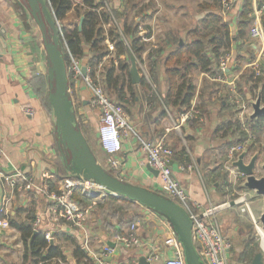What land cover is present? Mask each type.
I'll use <instances>...</instances> for the list:
<instances>
[{
	"label": "crops",
	"instance_id": "1",
	"mask_svg": "<svg viewBox=\"0 0 264 264\" xmlns=\"http://www.w3.org/2000/svg\"><path fill=\"white\" fill-rule=\"evenodd\" d=\"M175 1L181 4H175ZM182 2L183 0H141L132 11L131 18L139 13L141 29L147 28L151 34V38L146 40L148 51L137 60L141 81L148 78L151 84V72L156 71L158 84H151L153 90L147 91L145 99L140 98L143 88L140 84L135 85L139 95L132 106H137V115L130 114L131 123L139 136L152 143L164 139L173 150L171 166L174 178L185 189L195 212L211 204H230L228 210L219 214L218 221L224 236L234 245L232 264H239V255H242L240 251L243 250L238 241H243L242 234L247 232V223H252L254 227L255 224L249 215L240 212L241 207L235 205V201L240 193H247L252 214L257 223H260V217L264 213V197L259 198L254 192L249 193L243 181L241 186L240 183L234 184V178L225 170L231 163L229 144L235 134L228 129V122L234 111L221 97L222 89H217V93L213 94L210 90L207 91V94L212 95V99L206 103L209 107L208 113L204 114L198 108L197 97L205 87L204 81L208 80V85L221 82H215L206 74H193L198 93L191 108H197L202 114L196 120L182 122L171 108H166L160 101H152V95L157 94V90L165 94L166 82L163 67L153 70L148 54L153 52V60L157 59L162 65L173 49L171 39L179 38L182 44L188 40L189 33L207 15L201 10V6L212 3L210 0ZM242 2L243 0H236L234 13L230 15L229 21H232L229 24L233 35L236 34L235 14L240 11ZM255 2L258 3V0H254ZM126 4L127 0H116L112 10L123 14ZM148 4L154 6L155 10H151ZM39 12L43 19L41 21L52 30L42 8H39ZM40 29L42 27L27 1L0 0V32L5 36L0 39V147L3 151L0 157V206L2 203L6 204L11 225L7 230L0 229V264H35L32 259L25 262L27 247L21 232L13 223L32 226L34 233L29 241L30 245L38 234H50L52 241L47 243L50 246H60L65 258L64 264H95L93 256L100 254L105 245L113 250L108 258L111 264H139L142 257L148 262V258L157 254L160 261L150 264H163L174 256L173 244L176 240L179 242L165 215L136 202L131 204L129 210L120 211L118 206L111 210L106 206L110 196L102 197L99 193H92L89 188L82 187L73 190V194L76 191V196L80 195L85 200L83 204L77 202L84 217L82 226L75 227L54 219L51 213L52 203L38 189H23L22 185L26 181H32L36 186L47 184L57 193L65 180L95 182L88 174L79 172L58 133L52 104L49 112L43 106L42 96L39 95V90L43 88L46 89L44 96L48 95L50 99L51 95L50 62L45 36H38ZM248 34L245 39L233 45L231 54L234 62L227 72V84L238 82L242 71L250 64L247 61L250 54L243 49L250 44ZM255 41L257 44H250V51L258 54L262 50V43L260 40ZM107 45L109 48L112 45L115 49L112 43L107 42ZM81 64L84 66L82 62ZM72 80L73 86L70 79L68 82V94L75 105L76 129L87 141L98 165L125 184L164 196L158 177L149 171L147 156L142 151L139 140L134 137L124 140L122 151L114 157L102 150L99 142L100 112L91 106V91L84 81ZM222 130L228 131L226 135H219ZM183 149L190 157V163L180 160L178 154ZM246 151L250 160L253 155L250 154V149ZM111 159L117 166L112 165ZM191 166L194 168L190 169ZM224 171L227 179L223 175ZM1 175L9 177L11 184L16 185L13 187L3 182ZM236 186L238 190L235 189ZM121 200L130 201L125 198ZM133 214L138 217L133 224L138 226V236L143 247L126 249L115 242V237L129 229Z\"/></svg>",
	"mask_w": 264,
	"mask_h": 264
},
{
	"label": "trees",
	"instance_id": "2",
	"mask_svg": "<svg viewBox=\"0 0 264 264\" xmlns=\"http://www.w3.org/2000/svg\"><path fill=\"white\" fill-rule=\"evenodd\" d=\"M45 1L55 22L60 45L63 47V59L66 69L68 70L70 68V56H73L82 62L84 66L89 67L91 69V76L93 78H100L106 94L113 100L116 97L117 100L115 101L124 110H127V106L130 103L133 105L139 95L138 87L133 85L130 72V58L133 56L136 60L140 59L141 55L148 51L146 40L151 38V34L147 28H144L142 31L140 30L141 21H139V13L131 18L132 11L137 7L135 0H127L126 10L123 14H119L115 10L109 12L102 4H98L97 0ZM210 1H212L211 4L205 3L201 6V10L207 15L189 33L190 36L188 40L186 39L187 41L185 40L182 44V40L179 38L171 39L170 42L173 49L167 54L162 65L157 59L153 60V52L148 54V59L153 70L163 67L166 82L165 94L157 90V94L154 93L152 95V101L162 102L166 108H171L176 115H179L178 117L191 108L192 101L197 96L198 92L192 78L193 74L195 72L206 74L215 80V82H219L217 80L221 76L219 71L220 57L227 52L231 53L233 45L246 38L254 23V17L252 16L254 12V0H243L240 11L235 12V35H233L229 24L232 21H229V19L233 10L224 15L221 0ZM263 3L264 0H258L259 5ZM81 18H84V21L80 30L78 23ZM113 19H115L116 25L112 24ZM56 20L61 23L71 22L70 24H65L62 29H58ZM74 21H76V24L73 23ZM262 21L264 27V19ZM107 42L114 45V52L110 50ZM238 59L240 60L241 58L238 57ZM105 61L109 63L108 67L105 66ZM252 61H254V58L251 59L250 64H253ZM155 73L156 71L151 72L153 85L158 84ZM69 79L71 86H73L72 74L69 75ZM242 80H244V77ZM204 83L205 87L197 99L199 101L198 108L205 114L208 113L209 109L206 103L212 99V95L207 94V91L210 90L212 94L214 92L217 93V89L221 90V85L219 83L208 85V80H205ZM40 86L42 87V84ZM140 86L143 89H147L144 78ZM246 86L244 83L237 82V93L243 98H245L243 91ZM39 92V95L42 96L43 106L51 112L52 108L49 96H44V88L39 90ZM261 95L264 99V88ZM221 97L224 98L222 99L227 106H231L230 93L226 88L222 89ZM127 113L131 114L130 111ZM244 125L257 138L264 135V117H259L255 120L249 117L243 124L233 114L228 122V129L235 135H232V142L229 144V149L248 138V133L243 131ZM185 152V149H183L178 156L181 161L190 163V157ZM225 179H227L226 176ZM75 192L72 200L76 203L83 204L85 200L80 195L76 196ZM121 199L109 197L106 206H109L111 210L113 207L118 206L120 207L119 210L122 211L123 209L129 210L131 204H134L133 201L127 202ZM132 217V220L129 221L130 226L138 219L135 214ZM13 226L21 232L27 247L25 262L29 259H32L35 264H51L53 261L55 264L65 262L60 246H50L45 240V235L38 234L34 237L32 244H29L34 233L31 225L27 226L26 224L19 225L13 223ZM45 251H47L46 255L44 254ZM258 253L260 251L252 247V244L248 242L243 249L239 264H250Z\"/></svg>",
	"mask_w": 264,
	"mask_h": 264
},
{
	"label": "built area",
	"instance_id": "3",
	"mask_svg": "<svg viewBox=\"0 0 264 264\" xmlns=\"http://www.w3.org/2000/svg\"><path fill=\"white\" fill-rule=\"evenodd\" d=\"M98 4H102L109 12L112 10V6L116 0H97ZM236 0H221L223 14L230 13ZM254 23L249 31L250 38L260 40L262 43V50L259 60H264V3L259 5L257 2L254 3ZM115 21V20H113ZM58 29H62L63 23L56 20ZM142 31V29H140ZM110 46V50L114 51L113 46ZM71 66L68 71V75L72 74L73 79L83 80L84 84L91 91V106L100 112V126H99V142L102 150L110 157L118 155L123 148V141L131 137L139 140L142 151L147 156L148 165L150 168L158 172V180L161 187L162 194L168 199L173 200L179 204L188 214L192 222V238L194 245L200 255L201 260L204 264H232L233 263V243L228 240L220 227L218 216L221 212L228 210L230 204L221 206H213L212 204L208 207L195 212L189 202L185 189L181 186L178 180L174 178L172 170V159L174 157L173 150L167 146L164 139L157 142H150L140 137L135 131L131 119L125 113V110L115 100L110 98L102 84L99 77L93 78L91 76V69L87 66H83L81 62L70 56ZM234 62V57L231 53L223 54L219 59V71L221 76L218 78L222 81L225 78L227 84V72L230 71L231 65ZM83 67H86V75H83ZM259 75V74H258ZM229 84V85H228ZM228 86H233L234 82L228 83ZM231 91V90H230ZM231 93H233L231 91ZM235 94V93H234ZM243 100L233 99V104L236 108L244 112ZM32 114V113H30ZM202 117L201 112L193 107L188 111L184 112L180 119L182 122L196 120ZM244 124V123H243ZM243 131L248 133V138L242 143L231 147L229 150V159L231 160L230 166L225 167V170L230 172V175L234 178L232 182L237 184L239 181L245 180V177L237 172L233 166L234 162L237 161V156L247 149L253 147L255 136L252 135L248 127L243 126ZM3 155V151L0 147V157ZM113 166H117V163L111 159ZM194 167L191 166L190 169ZM3 182L11 184V179L1 175ZM27 183L22 185L23 189L31 190L33 188L38 189L42 195H44L49 202L52 203L51 213L57 221H63L66 224H72L75 227H81L84 217L82 208L72 200L73 190L77 188H89L92 193H99L102 197H114L119 196L106 188L98 185L95 182L87 183L84 180H65L61 190L57 193L52 191L47 184L42 186H36L32 181H26ZM13 187L16 184H11ZM235 205L240 206V212L247 214L251 217L255 224L256 230L260 233L262 230L261 223H257L255 217L252 214L250 202L247 193H240L238 199L235 201ZM11 227L7 206L2 203L0 206V229L7 230ZM261 235V234H260ZM45 240L50 243L52 241L51 235H45ZM115 242L119 243L126 249L143 247V243L138 236V226L133 224L129 229L115 237ZM174 256L168 258L163 264H186L184 251L181 244L176 240L173 244ZM113 252L109 245H105L100 254L93 256L95 264H111L108 258ZM160 261V256L157 254L155 257L148 258L149 263ZM56 264H64L58 262ZM131 264H137L133 262Z\"/></svg>",
	"mask_w": 264,
	"mask_h": 264
},
{
	"label": "water",
	"instance_id": "4",
	"mask_svg": "<svg viewBox=\"0 0 264 264\" xmlns=\"http://www.w3.org/2000/svg\"><path fill=\"white\" fill-rule=\"evenodd\" d=\"M30 5L33 15L36 17L40 27L43 28L39 8H42L44 17L53 31L52 43L46 42V49L51 64L50 79H55V92L50 95V101L56 118L57 130L61 139L73 161L76 162L79 172L88 174L98 185L117 194L120 198L139 203L151 210L165 215L171 222L179 242L182 245L186 264H204L194 245L192 238V222L187 212L173 200L165 196L150 192L146 189L125 184L107 173L100 167L91 153L87 141L83 135L76 129L75 125V105L74 101L68 94V74L63 59V53L59 50L60 42L57 28L45 0H25ZM84 18L79 22L81 30ZM5 36L0 32V39ZM131 76L134 85L140 84L141 77L139 73L137 60L132 56ZM83 75H86V67L82 69ZM253 114L251 119L255 120L264 117V105L262 104L261 95L256 103L253 104ZM248 151L241 153L233 166L245 177L244 187L254 192L259 197H264V162L261 163V154L256 153L248 160ZM149 171L158 177V172L149 167ZM98 194V193H97ZM262 231L264 232V213L260 217ZM53 244V243H51ZM139 264H150L145 257L140 259ZM251 264H264L263 253H258L252 260Z\"/></svg>",
	"mask_w": 264,
	"mask_h": 264
},
{
	"label": "rangeland",
	"instance_id": "5",
	"mask_svg": "<svg viewBox=\"0 0 264 264\" xmlns=\"http://www.w3.org/2000/svg\"><path fill=\"white\" fill-rule=\"evenodd\" d=\"M139 1H141V0H135V3L139 2ZM183 2H184V0H183ZM175 4H181V3L178 2V1H175ZM137 5H138V3H137ZM148 7L151 10H155V7L152 6L151 4H148ZM172 12H174V11H171V13ZM113 20H115V19H113ZM70 22L71 21L64 22L63 23V26L65 24H70ZM75 22L76 21H74L73 23H75ZM42 23H43V25H42L43 28L40 29V30H38V36L39 37L45 36V41L48 44H50V43H52V40H53V31L45 26L44 21H42ZM75 24H73V25H75ZM112 24L113 25H116V22L113 21ZM78 25H79V23H78ZM248 36H249V34H248ZM250 40H251L249 42L250 44H255V45L257 44V42L255 40H252L251 38H250ZM250 44L248 45V47L243 48V49H245V52L246 53L250 54V58L249 59L247 58L248 59L247 61H251L252 58H254V61H252L253 64L251 63V64L248 65V67H245L244 68V70L242 71L243 74L241 76V79L238 81L240 83H244V84L247 85L246 88H244V91H243L244 92L243 95H245V98H243L242 96H239V94L237 93V89H238L237 82H235L233 86H228L227 84L224 83L225 82V78H223L222 81L219 80L221 82L220 83V85H221L220 88L223 89L224 86L226 85L225 87L227 88V90L230 93V97L229 98H230V103H231L232 108L234 106L233 99L235 97L237 99L243 100L242 103H243V105L245 107L244 108V112H242L240 109L236 108V106H234V108L232 110V111H234V114H235L236 118L237 119H240L242 123H245L246 120H247V118L251 117V115L253 114V108H252L253 107V104L256 103V101L258 100L259 96L262 94V91H263V88H264V60H259L260 55H261V52H260L261 50L258 51V54L250 51V49H251L250 48ZM59 50H61V52L63 53V47L61 45L59 47ZM239 62H241V61H239ZM108 65H109V63L105 61V66L108 67ZM240 66H241V63H240ZM50 68H51V64H50ZM100 69H101V66H100ZM102 70H103V68H102ZM68 71H69V69L67 70V74H68ZM69 75H68V78H69ZM243 77H244V80H242ZM145 81H146L147 89L146 88H144V90L142 89L143 93L141 94V97H140L141 99H143V98L145 99L147 93L149 91L151 92L153 90V88L151 87L152 82L150 84V82L148 81V78L145 79ZM55 89H56L55 88V79H52L51 80V88H50L49 92L51 94H53L55 92ZM230 90L233 93H231ZM115 100H117L116 97H115ZM261 100H262V104L264 105V99H263L262 95H261ZM131 105L132 104L130 103V105L127 106V110H125V113L129 116V118H130V114L127 113L128 111L131 112V115L132 116L133 115L134 116L137 115V109H136L137 106L136 107H133ZM227 132L228 131H226V130H222L220 132L221 134H219V135L220 136L226 135ZM249 149L251 150L250 154L253 155V156L256 153L261 154V161L263 162L264 161V135L261 136V137H259V138H257L255 136L254 145H253V147H251ZM71 159H72V156H71ZM225 173H226V171L223 172V175ZM230 180L231 179L228 176V181H230ZM243 182H244V180H243ZM238 183H240L239 185L241 186V181H239ZM235 189L238 190L237 189V186L235 187ZM234 193H236V192L234 191ZM249 193H253V192L249 191ZM247 224H248V225H246L247 226L246 227V231L247 232H246V234L245 233L242 234L243 241L242 242L238 241L241 244V249L243 250L244 247L246 246V244H248V242H250L252 244V247H254L255 249H257L258 251H260V253H263V255H264V246H263V238H262V236L256 230V228L254 227V225L252 223L251 224L250 223H247ZM240 253H242V252L240 251ZM240 255H239V258L241 257Z\"/></svg>",
	"mask_w": 264,
	"mask_h": 264
},
{
	"label": "bare ground",
	"instance_id": "6",
	"mask_svg": "<svg viewBox=\"0 0 264 264\" xmlns=\"http://www.w3.org/2000/svg\"><path fill=\"white\" fill-rule=\"evenodd\" d=\"M260 234H261V236L263 238V246H264V232L261 230Z\"/></svg>",
	"mask_w": 264,
	"mask_h": 264
}]
</instances>
